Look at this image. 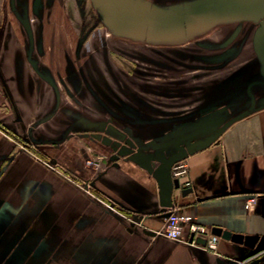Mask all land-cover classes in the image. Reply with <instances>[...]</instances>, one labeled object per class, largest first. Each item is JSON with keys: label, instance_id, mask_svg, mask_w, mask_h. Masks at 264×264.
Instances as JSON below:
<instances>
[{"label": "crops", "instance_id": "crops-1", "mask_svg": "<svg viewBox=\"0 0 264 264\" xmlns=\"http://www.w3.org/2000/svg\"><path fill=\"white\" fill-rule=\"evenodd\" d=\"M59 1L33 0L39 26L32 25L38 27L29 42L15 30L4 46L0 34V264H263L260 23L223 21L184 38L146 40L110 31L88 0L111 36L87 37L94 24L81 35L73 31V59L63 44L54 46L67 35L45 32L55 17L41 12ZM148 1L168 6L184 0ZM77 7L73 1L63 6ZM114 36L144 41L127 50L146 62L135 66L141 71L133 66L142 76L127 73L135 81L122 86V76L113 72L119 69ZM99 40L102 47L93 48ZM93 56L98 64L90 63ZM154 71L156 90H133L134 82L151 87L154 82L143 76ZM85 120L110 122L136 138L137 146L127 151L122 143L113 151L90 136L98 128ZM194 133L189 141L195 146L180 159L185 174L173 175L180 160L174 162L169 188H162L144 166L150 162L154 169L160 162L148 157ZM92 153L102 156L97 169L85 165ZM173 208L209 227L218 237L216 249L189 244L186 230L176 240L161 234Z\"/></svg>", "mask_w": 264, "mask_h": 264}, {"label": "water", "instance_id": "water-1", "mask_svg": "<svg viewBox=\"0 0 264 264\" xmlns=\"http://www.w3.org/2000/svg\"><path fill=\"white\" fill-rule=\"evenodd\" d=\"M101 19L108 29L116 34L146 40H172L201 32L217 22L251 19L260 23L259 30L264 35V0H184L173 5L161 6L148 0H91ZM235 29L222 43L227 45L237 34ZM87 127H97L98 131L90 136L102 145L109 146L113 151L123 143L127 151L137 146L136 138L112 123L85 120ZM216 125V121H213ZM106 125L107 130L103 129ZM196 127V132L200 130ZM181 135L178 144L167 147L165 151H157L148 159H156L159 165L152 172L159 185L169 188L170 170L174 162L185 157L186 152L195 144L189 140L192 135ZM206 139L204 144L211 141ZM139 152L133 154L139 155ZM242 264L243 261H240ZM237 261L234 262L236 264Z\"/></svg>", "mask_w": 264, "mask_h": 264}, {"label": "rangeland", "instance_id": "rangeland-1", "mask_svg": "<svg viewBox=\"0 0 264 264\" xmlns=\"http://www.w3.org/2000/svg\"><path fill=\"white\" fill-rule=\"evenodd\" d=\"M151 1H153V2H157V3H171V2H177V1H180V0H151ZM86 7H88V9H87V15L88 14H94V16H97V14H96V12H94L93 11V9L91 10L89 7V4L87 3V6ZM30 10V9H29ZM76 12H75V14H76V21H75V23L77 24V26L79 27L80 25H82L83 23H82V21H81V19L79 18L80 16H78V11H77V9L75 8L74 9ZM27 11H28V9H27ZM28 13H29V11H28ZM41 14H43V16H50V15H52V16H54L55 18H54V20L52 19L51 21H50V23H48V25H45L46 27L48 26V28H46V30H45V32H48V33H50L53 37H55L56 38V36H59V35H62V34H64V35H67L66 37L64 36V40L62 41V42H59V43H61L60 45L57 43V39H55V41H54V46L55 47H57L58 49H61V47H64V48H66L68 51L67 52H69V50H70V52H69V54H70V57L71 58H75L74 57V55H73V53H72V50L74 49V46H75V40H74V38H76V37H74V36H76V35H74L73 36V34H72V32L73 31H75V34H78V27H76L75 29L72 27V26H74V25H70L71 23H69L68 22V20L66 19V13H65V9L63 8V6H61L59 3H57L56 2V4H55V6L54 5H51L50 7H48V8H44V10L41 12ZM50 14V15H49ZM30 16H34V15H30ZM75 16V15H74ZM91 19H93V16L91 17ZM91 19H89V20H91ZM230 27V26H229ZM103 28H104V26H103ZM103 30H105V31H107V32H109L108 30H106V29H103ZM205 35V34H204ZM51 36V37H52ZM73 36V37H72ZM107 37V36H106ZM115 37V43H116V50L118 51V52H116V53H113V55H112V58L114 59H116V60H114V62H115V65L117 64V67H119V69L116 71L115 70V68H114V73L115 74H117L118 75V77H121L122 76V78H123V80L124 81H121L120 79V81L118 82L119 84H121V86L123 85V84H127V82H129V81H131L133 78H130V77H126L125 76V74H127L128 73V75L131 73L132 74V76H134V78L136 79V78H139L138 76H142V74H139V73H135V71L133 72V68L135 67V66H139V65H141V64H144V63H146V62H144V61H142V60H136L135 58H132L131 57V55L129 54L131 51H127V50H129L130 48L131 49H134V47L136 48V47H141L142 45H144L143 43H144V41H142V40H134V39H130V38H126V37H124V36H114ZM191 38H187V40H182V41H179V42H176L177 44L179 43H182V44H184L186 41H189ZM63 44V45H62ZM142 44V45H141ZM150 44V43H149ZM62 45V46H61ZM189 44H185L184 46H182V47H180V46H176L175 48H171V49H183L184 47H187ZM61 46V47H60ZM145 47V46H144ZM148 48H151V50H153L154 51V49H153V46H152V44H151V46H148ZM136 50V49H135ZM135 50H132V51H135ZM128 53H127V52ZM171 54L173 55V52H171ZM174 56V55H173ZM154 59H156V58H158V56H157V54L156 53H154ZM86 58H87V56H86ZM172 58V57H171ZM84 58H82L81 59V61L80 62H76L75 61V63H78L79 65H80V63L82 62V60H83ZM167 60V62H169V63H173V60L171 59L170 61L168 60V59H166ZM181 60H184V61H189L190 59H188V57L186 58V59H181ZM180 62H182V63H184L183 61H180ZM91 64H98L99 62H98V59L96 58H94V56H93V58H91V62H90ZM77 64V66H79ZM185 64H190V63H185ZM114 65V66H115ZM134 66V67H133ZM137 67H135V69H136ZM138 69V68H137ZM138 71H141V70H139L138 69ZM158 71V70H157ZM157 71H154V72H146L145 73V75H147V78L145 77V76H143V78L144 79H148V80H150V81H153L154 83H152V84H149L151 87H143V88H140V86H142V85H140L138 82H134L137 86L135 87L134 86V88H133V90H137V91H141V90H143V89H146V90H149V88H151V89H157L156 88V86H158V78H157V75H159V72H157ZM162 74H164V73H160V75L163 77V75ZM185 74V73H184ZM97 75V74H96ZM183 75V74H182ZM187 75H189V74H187ZM94 76V75H93ZM141 78V77H140ZM168 79V78H167ZM134 80V79H133ZM132 80V81H133ZM131 81V82H132ZM135 81V80H134ZM125 82V83H124ZM173 84H171V86H172ZM120 86V87H121ZM120 87H119V89H120ZM174 87V86H173ZM148 88V89H147ZM141 89V90H140ZM145 93H148V92H146L145 91ZM120 94H122V93H120ZM123 95V94H122ZM140 95H142V94H140ZM157 95V94H156ZM155 95V97L154 98H156L157 100H162V97L163 96H156ZM172 98H175V97H171V99ZM180 98H182V97H180ZM166 99V98H165ZM176 99V98H175ZM182 99H185V98H182ZM167 100H168V98H167ZM189 104V103H188ZM188 107V106H187ZM187 107H185L184 105L181 107V109L182 110H185V108H187ZM260 264H262V263H260ZM264 264V263H263Z\"/></svg>", "mask_w": 264, "mask_h": 264}, {"label": "flooded vegetation", "instance_id": "flooded-vegetation-1", "mask_svg": "<svg viewBox=\"0 0 264 264\" xmlns=\"http://www.w3.org/2000/svg\"><path fill=\"white\" fill-rule=\"evenodd\" d=\"M49 1H52V0H42V4L43 5L47 4V2ZM71 1H73L75 4L78 5V7L76 8L78 11L77 14H80L79 18L81 19L83 24L78 27L77 24L75 23L76 21L75 12L76 11L74 9H70V8L65 9L66 19L68 20L69 23H71L70 25H74L72 26L74 29L78 27V31L80 35L83 34L84 30L87 29L89 26H91V24H94L92 26V29H90L89 32L87 33V37L92 35L93 37L100 39V36L103 35L105 38L108 39V37L111 36L109 32L103 30L105 29V27L103 28V25L96 18V16H94L93 13L92 14L90 13L87 15L86 5H87L88 0H80L79 2L77 0H60L59 3L63 4V6H66ZM22 2L24 3V5H26V7H28L27 9L29 13L27 11L26 15L21 14V11L23 12L24 10L22 6L23 5ZM33 4H34L33 0H0V34L3 35L2 44L4 46L8 45L7 40H9L11 35L14 34L15 30H18L19 32L23 31V33L27 36L28 42L31 40L30 35L33 34L34 31H37V27L39 26V21L36 19V17L30 16V15H33L34 13ZM92 16H93V19H91ZM35 23L38 26L36 28H33L32 25ZM96 29H102V30L94 31L92 33V31ZM89 46L90 44H88L87 46L88 49H90ZM105 46H107L106 43H105ZM100 47H102V44L99 40V43L94 45L93 48H100ZM107 123H110V122H107ZM97 128H99V126H97ZM103 129L107 130L106 125L103 126ZM96 154L97 153H92L91 155H96Z\"/></svg>", "mask_w": 264, "mask_h": 264}, {"label": "built area", "instance_id": "built-area-1", "mask_svg": "<svg viewBox=\"0 0 264 264\" xmlns=\"http://www.w3.org/2000/svg\"><path fill=\"white\" fill-rule=\"evenodd\" d=\"M102 156L99 154L90 155L85 158V165L94 169L99 168ZM174 176H182L186 172V164L183 160L176 162L172 167ZM253 198H250L252 201ZM188 231L189 238L185 240L192 245L202 246L208 250H215L218 237L209 227L198 222L194 216L187 214L183 210L173 208L170 210L161 228V234L170 239H181L184 231ZM237 261L236 264H240Z\"/></svg>", "mask_w": 264, "mask_h": 264}]
</instances>
